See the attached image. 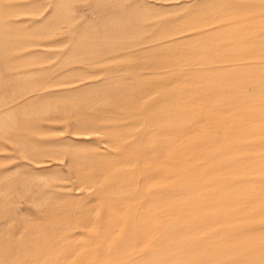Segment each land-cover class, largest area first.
Returning a JSON list of instances; mask_svg holds the SVG:
<instances>
[{"label":"rangeland","instance_id":"obj_1","mask_svg":"<svg viewBox=\"0 0 264 264\" xmlns=\"http://www.w3.org/2000/svg\"><path fill=\"white\" fill-rule=\"evenodd\" d=\"M0 264H264V0H0Z\"/></svg>","mask_w":264,"mask_h":264}]
</instances>
